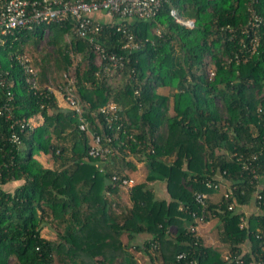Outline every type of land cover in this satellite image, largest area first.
<instances>
[{
	"label": "trees",
	"instance_id": "1",
	"mask_svg": "<svg viewBox=\"0 0 264 264\" xmlns=\"http://www.w3.org/2000/svg\"><path fill=\"white\" fill-rule=\"evenodd\" d=\"M249 1L167 0L154 18L123 22L142 43L133 51L121 48L117 27H106L100 42L130 57L119 84L103 75L72 19L0 43L14 117L34 125L19 131L21 143L15 144L8 140L11 122L0 115V264H141L132 249L145 251L149 264H233L189 231L193 212L201 214L200 193L206 195V220L220 219L221 239L234 254L248 241L253 251L262 250L264 240L255 232L264 225V30L252 53L243 33ZM255 7L264 17V0ZM172 8L194 19L195 27L177 22ZM27 53L37 89L21 63ZM59 72L73 78L91 131L115 132L99 109L112 101L119 107L126 144L103 171L89 155L91 131L80 129L77 111L63 108L51 89L59 88ZM60 83L66 93L69 81ZM40 152L51 156L50 167L35 160ZM134 158L146 162L148 174L127 192L111 176L130 178ZM219 176L231 182L234 198H211ZM159 180L169 198L157 196ZM231 201L260 207L249 217L252 231L240 227L241 213L229 209ZM48 225L53 238L43 233Z\"/></svg>",
	"mask_w": 264,
	"mask_h": 264
},
{
	"label": "built area",
	"instance_id": "2",
	"mask_svg": "<svg viewBox=\"0 0 264 264\" xmlns=\"http://www.w3.org/2000/svg\"><path fill=\"white\" fill-rule=\"evenodd\" d=\"M167 0H0V43L6 41V37L13 35L22 30H30L34 27L51 22H64L68 19L74 20L75 35L89 41L92 49L96 54L98 66H100L103 75L109 78L117 73L121 74L130 62L128 55L119 54L118 52L109 49L99 40V35L106 27H117V31L122 33L121 48L124 50H138L142 46L141 41L136 40L135 35L123 22L127 19H151L154 18L163 3ZM259 0L249 1V11L251 12L248 25L243 29V33L250 39V48L252 53H256L260 46V35L264 30V17L261 16L255 7ZM98 12H103L107 16V20H100L92 15ZM171 15L177 22L189 27H195V20L182 17L176 8L171 9ZM244 43V39H242ZM21 63L25 67L26 73L29 75V83L34 89L38 87V73L35 68L29 63L27 57H21ZM211 77L215 75L212 69L209 73ZM69 81L66 88L67 92L63 94L66 100L72 104V108L77 111L80 116V129L91 131L89 121L84 112V106L81 103L78 95L75 92V83L72 77L65 74ZM62 86V87H61ZM60 88L63 89V85ZM52 89V87H51ZM0 91H2L4 100L0 101V115L11 122V134L8 140L12 143H21L20 132L26 129L33 128L34 125L30 122H24L14 117V95L7 85L6 76L0 71ZM101 113L106 115L108 128L114 130L113 133H108L105 130L102 132H93V144L89 150V155L92 158L98 159L101 164L108 162L111 157L120 153L121 146L126 144L121 139V130L124 122L120 121L121 116L118 105L112 101L99 109ZM97 122L100 124L99 119ZM115 125V126H114ZM17 126L20 127L17 131ZM103 127V126H101ZM100 166V164H99ZM103 170V168L101 167ZM257 177V176H256ZM111 182L114 186L120 183L129 191L136 184V180L130 177L120 178L118 175L111 176ZM218 187V185H217ZM226 198L232 199V192L225 193ZM262 195H256V201L261 200ZM197 202L201 205V214L193 212L195 222L189 226V231L200 236L199 226L209 220L207 219L208 205L205 194L196 196ZM230 210L239 211L240 227L251 230L249 217L253 213H247L238 209V204L231 201L229 204ZM257 212H262L257 206ZM259 239L264 240V225L260 224L255 232ZM245 254H250L249 258ZM185 257V253L179 255V259ZM224 261L233 264H264V247L261 251H253V249L244 250L240 254H234L231 250L227 251L224 256Z\"/></svg>",
	"mask_w": 264,
	"mask_h": 264
},
{
	"label": "crops",
	"instance_id": "3",
	"mask_svg": "<svg viewBox=\"0 0 264 264\" xmlns=\"http://www.w3.org/2000/svg\"><path fill=\"white\" fill-rule=\"evenodd\" d=\"M93 17H95V18H97V19H100V20H107L106 18H107V16L105 15V13H103V12H98V13H95V14H93L92 15ZM52 86V85H51ZM60 88V87H59ZM60 90V89H59ZM61 91V90H60ZM60 103V102H59ZM61 105V104H60ZM93 132L94 131H91V136H92V144H93ZM114 163V161H113V158H111V160H109L108 162H106V163H104V164H101V162L100 161H98L97 160V162H96V166H99V164H100V170H102L101 169V167L103 168V170H105V168H106V165H111V164H113ZM137 169H138V163H137ZM136 169V170H137ZM102 170V171H103ZM136 170H134L133 172H131V177L133 176V173L136 171ZM133 178V177H132ZM219 181H220V187L222 186V189H220V190H217L214 194H213V196L211 197V198H213L214 199V201L215 202H218V201H220V199H221V197L223 196V194L224 193H226V192H228V189L230 188V186H231V182H229L227 179H225L224 177H222V176H219ZM155 186H154V188H155V190H156V192H157V196L158 197H161V198H169V193H168V191H167V184H166V182H164V181H156L155 182V184H154ZM238 209L239 210H241V211H246L247 213H254V212H257V206L255 205V203H251V204H246V205H242V206H238ZM257 213H260V212H257ZM214 219H216V217H214V218H211L209 221H207V225H205L204 227H202V224H200V226H199V234H200V236H202L203 237V239H204V242H205V244L206 245H208V246H215V247H218V248H220L221 250H222V252H221V257H223L224 255H223V249H222V246H219V245H224V246H226L227 248H225L226 249V251H229V250H231V247H230V245L228 244V243H226V242H224L222 239H221V232H222V227H223V224H222V222L220 221V227H218V224H212L211 226H210V224H211V222H213L214 221ZM190 225V224H189ZM208 227V228H207ZM210 227H211V229H210ZM213 227H215V228H213ZM220 228V229H219ZM210 230L211 231H213V230H215L216 232H219L218 233V236L216 237V238H213L212 236H211V232H210ZM220 234V235H219ZM142 238V237H141ZM144 238H142V239H138L137 240V242L139 243V244H141L144 240H143ZM243 251L244 250H248V249H252V244H251V242H246L245 244H243ZM136 257H137V259L139 260V262L142 264V262L144 263V262H147L148 264H149V261H150V259L148 258V255H146V252L145 251H138L137 253H136Z\"/></svg>",
	"mask_w": 264,
	"mask_h": 264
},
{
	"label": "rangeland",
	"instance_id": "4",
	"mask_svg": "<svg viewBox=\"0 0 264 264\" xmlns=\"http://www.w3.org/2000/svg\"><path fill=\"white\" fill-rule=\"evenodd\" d=\"M130 21H132L133 19H129ZM27 58H28V60L29 61H31L32 63L34 62V58L32 57V55H30L29 53H27ZM97 63V62H96ZM74 72H75V69H73L72 70V74H74ZM58 78H57V81H56V84H58V86L60 87L62 84L60 83V81L62 80V81H66V77H65V73H58ZM121 77V74L120 73H117V74H115L114 76H112L111 77V74L109 75V78H110V80L112 79V81L114 82H117L118 84H119V78ZM115 78V79H114ZM52 89L54 90V91H56V92H58L57 94H58V99H59V102H60V104H61V106L63 107V108H65V109H70V108H72V104L68 101V100H66L65 99V97L63 96V92H61L60 90H62L61 88H58V89H60V90H58L57 88H55V86L52 84ZM62 87V86H61ZM35 160L39 163V164H41V166L42 167H50L52 164H51V156L49 155V154H46V153H44V152H40V153H38L36 156H35ZM134 162H136V163H138V169L133 173V178H134V180H136V181H142L145 177H146V175L148 174V167H147V164H146V162L145 161H143V160H138V159H135L134 158ZM11 186H12V188H15L16 186H17V182H14V183H11ZM220 189H222V186L221 187H217V190H220ZM126 191L127 192H129V190L128 189H126ZM207 225V222H205V223H203L202 224V227H204L205 225ZM212 224H218V227H220V219L219 218H216V219H214V221L213 222H211V224H210V226L212 225ZM51 227H50V225H48V226H46V227H44L43 228V233H44V235H47L49 238H53V237H55V234H54V230H52V229H50ZM208 228V227H207ZM213 228H215V227H213ZM210 229H211V227H210ZM220 229V228H219ZM210 232H211V236L213 237V238H216L217 236H218V233L219 232H216L215 230H213V231H211L210 230ZM220 235V234H219ZM219 246H222V249H223V255L225 256V254H226V249L225 248H227L226 246H224V245H219ZM131 252L133 253V254H136L137 253V251L135 250V249H132L131 250ZM224 256L222 257V259H223V261H224ZM161 261H159V263H160ZM142 264H148L147 262H142Z\"/></svg>",
	"mask_w": 264,
	"mask_h": 264
}]
</instances>
